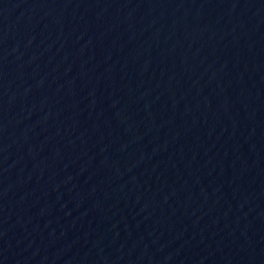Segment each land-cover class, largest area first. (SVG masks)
<instances>
[{
	"label": "water",
	"instance_id": "1",
	"mask_svg": "<svg viewBox=\"0 0 264 264\" xmlns=\"http://www.w3.org/2000/svg\"><path fill=\"white\" fill-rule=\"evenodd\" d=\"M0 264H264V0H0Z\"/></svg>",
	"mask_w": 264,
	"mask_h": 264
}]
</instances>
